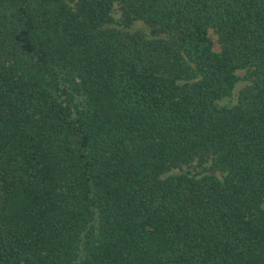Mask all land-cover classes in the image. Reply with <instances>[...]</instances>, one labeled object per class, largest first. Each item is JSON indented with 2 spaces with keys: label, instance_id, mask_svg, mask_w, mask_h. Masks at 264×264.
I'll return each mask as SVG.
<instances>
[{
  "label": "trees",
  "instance_id": "trees-1",
  "mask_svg": "<svg viewBox=\"0 0 264 264\" xmlns=\"http://www.w3.org/2000/svg\"><path fill=\"white\" fill-rule=\"evenodd\" d=\"M0 264H264V0H0Z\"/></svg>",
  "mask_w": 264,
  "mask_h": 264
},
{
  "label": "rangeland",
  "instance_id": "rangeland-1",
  "mask_svg": "<svg viewBox=\"0 0 264 264\" xmlns=\"http://www.w3.org/2000/svg\"><path fill=\"white\" fill-rule=\"evenodd\" d=\"M113 18H114V23L111 24V27L123 28V29H126V30L131 31V32H143L146 36H148V37L151 36L149 28L146 27V25L142 21H137V22L133 23V25L128 27V28H124L123 26H121V20H120L121 14H120L118 8H116L114 10ZM210 37L214 42L215 51L220 52L221 49H220V45L218 43V37L213 30H210ZM237 75L239 77V81H238L232 95L230 97H227V98L221 100L219 102V104L221 106H232V105H234L238 100V96H239L240 91L248 84L247 78H246L247 72L245 70L238 71ZM186 172H187V169H184L182 171L175 170L173 172V174H179L180 175V174L186 173Z\"/></svg>",
  "mask_w": 264,
  "mask_h": 264
}]
</instances>
